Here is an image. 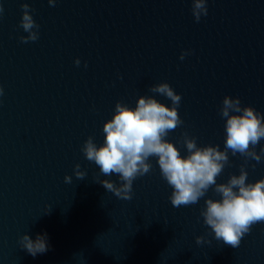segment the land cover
<instances>
[{"label":"water","instance_id":"obj_1","mask_svg":"<svg viewBox=\"0 0 264 264\" xmlns=\"http://www.w3.org/2000/svg\"><path fill=\"white\" fill-rule=\"evenodd\" d=\"M27 3L39 39L22 43ZM0 264H264V223L239 248L214 239L200 216L205 199L173 207V189L152 171L133 182V198L120 200L95 177L99 168L81 149L117 102L135 108L141 96L167 83L182 97L183 124L166 137L182 156V134L198 147H225L223 99L264 115V0H207L197 23L192 0H0ZM35 30V29H34ZM183 52H190L180 60ZM80 60V65L74 63ZM87 64V67H85ZM264 139L256 146L257 154ZM217 184L240 174L245 158L228 153ZM87 173L74 175L75 166ZM253 165L255 167H253ZM246 183L264 178L249 159ZM72 177V183L64 177ZM119 184L118 176H100ZM47 233L50 250L31 256L19 240ZM203 236L211 243L196 244Z\"/></svg>","mask_w":264,"mask_h":264},{"label":"clouds","instance_id":"obj_2","mask_svg":"<svg viewBox=\"0 0 264 264\" xmlns=\"http://www.w3.org/2000/svg\"><path fill=\"white\" fill-rule=\"evenodd\" d=\"M57 0H48L55 6ZM207 0H192V15L198 23L202 16H207ZM0 6V16L3 14ZM20 27L28 33L21 36L22 43L35 42L39 39V25L36 24L27 3L22 4ZM35 29V30H34ZM190 52H183L180 60ZM80 65V60L75 62ZM87 67V64H85ZM150 92L166 97L171 107L165 106L150 96H141L135 108L117 102L112 119L103 125L104 140L97 146L93 137H88L81 151L89 162L99 168L95 183L101 184L120 200L133 198V182L152 171L150 158H155L160 175L173 189L169 200L173 207H188L199 203L211 188L219 200L205 199L200 212L203 223L214 233L216 241L224 245L239 248L242 239L251 232L257 223H264V178L255 183H246L248 172L245 166L249 159L257 162L264 156V147L260 154L256 146L264 139V115L253 107H242L239 98L226 96L223 99L220 115L226 118V140L224 150L219 146L198 147L196 138L187 132L182 134V143L187 155L182 156L179 149L166 137L170 131L182 126L178 108L182 97L167 84L150 87ZM0 96L3 88L0 87ZM239 154L245 158L238 176H230L227 183L217 184V178L225 166H230L229 155ZM253 167H255L253 165ZM118 176L119 184L100 176ZM77 180H83L87 173L77 164L74 169ZM64 182L72 183V177L65 176ZM196 244L211 243L203 236L196 237ZM19 244L31 256L45 254L50 250L47 233L37 234L35 240L23 235Z\"/></svg>","mask_w":264,"mask_h":264}]
</instances>
